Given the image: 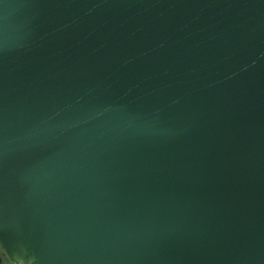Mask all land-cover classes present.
<instances>
[{
    "label": "water",
    "instance_id": "water-1",
    "mask_svg": "<svg viewBox=\"0 0 264 264\" xmlns=\"http://www.w3.org/2000/svg\"><path fill=\"white\" fill-rule=\"evenodd\" d=\"M0 254L264 264V0H0Z\"/></svg>",
    "mask_w": 264,
    "mask_h": 264
},
{
    "label": "rangeland",
    "instance_id": "rangeland-1",
    "mask_svg": "<svg viewBox=\"0 0 264 264\" xmlns=\"http://www.w3.org/2000/svg\"><path fill=\"white\" fill-rule=\"evenodd\" d=\"M0 264H11L6 256L0 254Z\"/></svg>",
    "mask_w": 264,
    "mask_h": 264
}]
</instances>
